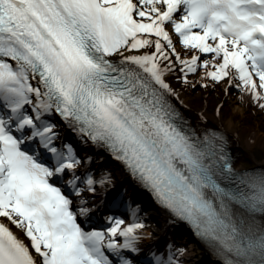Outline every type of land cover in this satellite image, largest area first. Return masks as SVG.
Returning <instances> with one entry per match:
<instances>
[{"label": "snow or ice", "instance_id": "1", "mask_svg": "<svg viewBox=\"0 0 264 264\" xmlns=\"http://www.w3.org/2000/svg\"><path fill=\"white\" fill-rule=\"evenodd\" d=\"M169 75L235 88L264 112V0H0V264H115L106 252L134 264L125 253L150 238L138 219L78 223L90 209L72 197L109 178L62 142L57 119L121 162L220 264H264V169L235 171L225 138L175 107ZM184 251L169 245L151 264H180Z\"/></svg>", "mask_w": 264, "mask_h": 264}, {"label": "bare ground", "instance_id": "2", "mask_svg": "<svg viewBox=\"0 0 264 264\" xmlns=\"http://www.w3.org/2000/svg\"><path fill=\"white\" fill-rule=\"evenodd\" d=\"M176 41L174 40V43ZM178 49H181V46L177 44ZM211 55V54H209ZM240 100L238 98H230V104L234 107V109H238L239 101H246L250 102L249 98L245 95L240 96ZM173 102L186 114L184 115L186 118L190 120V124L194 126L195 128H198L202 131H205L206 128H222V131H225L230 136V139L232 141V154L234 155V161L238 162L241 155H248L251 154L255 145H262L264 143V135L260 133V131L256 128H246L244 127L240 122H238L236 118V111L228 112L226 115L219 114V116H205L202 111L198 109H194L190 107L186 102L184 101L183 97L179 95V98H173ZM238 113V112H237ZM220 126V127H219ZM63 136V131L60 133V137ZM90 165V163H89ZM88 165V166H89ZM262 168L260 165L256 167L255 169ZM97 176L105 175L109 178V183L104 186L103 188H97V197L90 198L92 195L90 193L84 192L82 194V197L72 198L74 200V206L77 209L81 206V199L84 201H87L86 203L89 204L88 208L90 209L89 216H94L95 219L92 220V223L83 225L82 218L84 216L78 217L79 223L84 227L87 231H92L91 228L96 226V222L100 221V217H98L99 207L102 209H108V203L105 201V199L108 197V194L111 192H114L115 190L121 191L122 185L124 183L121 172L117 170V167L106 165L101 171H98L96 169V172L94 173ZM99 190V191H98ZM87 193V194H86ZM90 198V199H89ZM142 196L134 192L132 194V202L136 206L138 202L141 201ZM146 209L143 207L139 208V210H134L131 212H128L127 214V223L132 222L134 219H138L139 221L143 222L145 225V229L147 233L151 231V233L154 234V238H157L159 245H163L164 248H168V246L171 244L172 236L175 233V228L171 223V220L163 215L162 212H160L156 206H154L152 203L149 205H146ZM135 213V215H133ZM108 217H112L111 214L106 215V221L108 220ZM3 219V218H2ZM101 222H103L101 220ZM94 225V226H93ZM109 225L108 227H110ZM108 227H97L93 230L97 231H105ZM14 232H18L19 230L15 229V226H13ZM179 237H175L174 239H178ZM25 242L30 244V241H27L25 238ZM186 247L189 252V257L187 260V263L189 264H209L207 260V256L205 253H203L202 256V262L199 263V260L197 259L198 255L194 252V247L191 242L187 244ZM33 254H34V250ZM110 255V253H107ZM112 255V254H111Z\"/></svg>", "mask_w": 264, "mask_h": 264}, {"label": "rangeland", "instance_id": "3", "mask_svg": "<svg viewBox=\"0 0 264 264\" xmlns=\"http://www.w3.org/2000/svg\"><path fill=\"white\" fill-rule=\"evenodd\" d=\"M167 82L171 84L178 95L183 97L186 104L194 109L202 111L205 116H215V109L218 105H222L220 108V114L222 115H226L228 112L236 111V109H234V107L230 104V98H238L239 100L241 99V93L235 88H229L226 94L224 91V84L208 88L197 86L195 89H193L191 87H186L181 81L177 80L174 75H169L167 77ZM238 107V109H240L236 111V118L238 122H240L246 128H256L261 134L264 135V112L260 111L256 107H253L251 102L246 101H239ZM255 156L258 157L260 161L256 160ZM237 163L239 166L244 168H256L259 165H264V143L262 145H255L251 154L241 155ZM95 197H97V194L94 196L92 195L90 198ZM86 206L88 207L89 204L86 203ZM88 216L83 217L82 221H88ZM95 224L96 226L92 227L91 230L97 227H102L104 222H101L100 219V221H97ZM196 253L201 254V252ZM109 256L110 259L114 261L113 255L110 254ZM197 259L199 260V258Z\"/></svg>", "mask_w": 264, "mask_h": 264}]
</instances>
